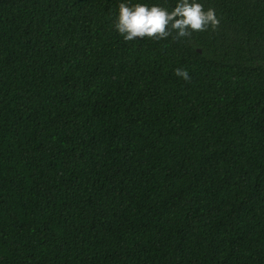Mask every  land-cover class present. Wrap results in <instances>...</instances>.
Wrapping results in <instances>:
<instances>
[{
    "label": "trees",
    "instance_id": "16d2710c",
    "mask_svg": "<svg viewBox=\"0 0 264 264\" xmlns=\"http://www.w3.org/2000/svg\"><path fill=\"white\" fill-rule=\"evenodd\" d=\"M119 2L0 0V264H264V0L133 41Z\"/></svg>",
    "mask_w": 264,
    "mask_h": 264
},
{
    "label": "clouds",
    "instance_id": "9594fccd",
    "mask_svg": "<svg viewBox=\"0 0 264 264\" xmlns=\"http://www.w3.org/2000/svg\"><path fill=\"white\" fill-rule=\"evenodd\" d=\"M218 23L214 9L205 10L199 0H175L170 8L143 0H121L113 26L123 40L133 41L136 37L164 39L172 32L184 37L191 31L215 28ZM174 74L190 79L184 68L174 69Z\"/></svg>",
    "mask_w": 264,
    "mask_h": 264
}]
</instances>
